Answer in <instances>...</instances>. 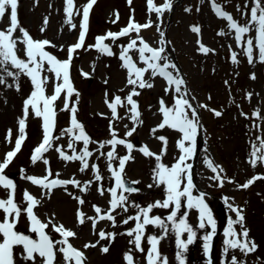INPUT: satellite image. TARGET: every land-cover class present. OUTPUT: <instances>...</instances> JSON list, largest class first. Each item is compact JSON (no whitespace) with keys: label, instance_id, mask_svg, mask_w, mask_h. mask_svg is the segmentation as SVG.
Listing matches in <instances>:
<instances>
[{"label":"rangeland","instance_id":"rangeland-1","mask_svg":"<svg viewBox=\"0 0 264 264\" xmlns=\"http://www.w3.org/2000/svg\"><path fill=\"white\" fill-rule=\"evenodd\" d=\"M215 2L239 24L243 25L250 20L252 0ZM88 3L89 0H73L71 23H68L66 0H18L19 27L13 33V38L17 40V55L25 58L26 45L21 42L23 33L20 30L23 28L34 40L50 41L51 46H46V50L52 55L60 60L67 59L69 46L78 42L83 7ZM260 3L264 6V0H260ZM166 4H170V7L164 8ZM157 7L161 8L160 12L155 10ZM92 8V24L94 18L98 17L111 26L106 31L108 33H120L130 22L151 24L147 28H141L138 33L131 31L128 35L105 39L103 43L109 45L113 55L99 51L95 47L98 40L91 45H83L73 55L71 64L74 66V83L72 79L70 82L75 93L70 102L71 106L76 107L77 121L84 126L85 133L90 137L88 150L92 152L90 157H86L89 167L84 171H81L82 161L66 160L57 151L58 147H62L65 155H72V149L67 147L72 142L75 153H82L83 142L75 141L74 133L67 132L72 127V117L70 125L57 130L54 136L59 139L54 140L52 147L44 153L48 163L43 160L33 162L34 150L44 137L43 121L33 114L31 107L25 117V101L35 90L33 82L23 73L9 76L8 72L18 71L10 63L0 66V79L3 80L0 83V162L6 158L7 152L14 149L19 135V121L25 119V139L20 151L5 169V175L15 183V201L22 208L26 207L25 191L39 199L41 203L34 207V213L41 221L52 219L56 225L62 224L65 229L76 233L68 239L76 249L84 253V264H129L126 254L132 255V264H147V252L150 248L147 237L160 236L162 229L151 224L145 226L140 243L144 251L141 252L135 244V233L132 236L127 234L135 228L136 221L128 220L127 224L123 221L137 215L139 208L166 199L164 185L157 186L153 177L158 164L171 167L182 155L178 143L182 133L169 126L158 128L164 119L162 106H172L177 94L174 90H168L172 86L166 78L160 75L153 77L150 72L145 73L143 78L152 86L135 87L139 95H133V100L136 101L139 116L135 121L131 119L132 105L127 103L126 98L132 93L134 86L128 84L129 70L120 54L130 40L139 36L151 47L165 48L164 55L168 57V62L175 63L179 70L173 74L183 77L185 83L182 89L187 90L188 98L198 109L201 127L196 137L194 155L186 159V162L191 165L195 186L193 195L200 192L206 194L205 200L216 220L217 231L210 242V251L206 253L203 236L211 229H199L197 210H188V222L196 228L197 237L185 253L186 264H231L233 256L236 257L237 264H264V179H257L247 188L241 187L254 176H264V163L257 160L255 167L250 163L253 159L252 152L260 149V142L264 140V62L258 59L256 41H253V62L249 63L244 49L236 40L235 30L229 27L226 18L217 15L212 0H152L151 5L149 0H134L133 4L131 0H96ZM9 24L10 10L0 19V30L7 29ZM194 27L199 31H194ZM256 35L253 30L245 34L244 38ZM137 44L140 46L139 40ZM201 46L211 51L204 52ZM233 52L237 54V62L232 60ZM127 54L138 67L146 66L139 60L137 49H131ZM46 75V94L51 96L57 81L52 73ZM117 96L121 98V103L116 105L114 116L109 104L115 103L114 98ZM202 105L207 107H201ZM57 106H61V109L65 106L63 93L54 102L56 114ZM257 111L258 115L255 114ZM214 112H220L221 115L216 116ZM133 128L135 131L132 135L126 136ZM113 130L117 139H126L134 146L131 151L134 159L126 163L123 175L138 182L136 184L139 187L137 192L123 193L127 196V211L120 207L112 211L115 221L99 219L100 215L111 208L112 197L108 189L115 186V180L109 165L115 168L119 163L118 159L109 161L106 155L112 150V145L104 142L113 139ZM158 137L166 138V144ZM143 146L160 155V160L143 154L140 150ZM115 152L118 157L128 155V149L124 145L117 144ZM257 154L259 155V151ZM93 165L98 166V172ZM48 169L51 170L49 180H76L80 182V187L75 184L58 185L48 192L24 178L45 177ZM217 173L223 179L222 185L219 180L213 179ZM97 175L102 179L97 180ZM85 184H88L87 190L82 191ZM8 195L9 192L0 187V199H7ZM77 197L85 203L80 204ZM94 206H99L102 212L97 214ZM235 208L242 210L244 219L233 227L237 233L247 230V239L256 245L252 252L244 253L239 248H229L227 253L224 251L225 240L228 239L224 230L230 219L237 220ZM170 211L171 209L158 207L152 210L150 216L163 219ZM78 212L85 214V222L82 224L78 222ZM87 217H96L95 225ZM3 218L4 213L0 211V221ZM30 228L29 217L22 212L16 230L35 239L37 234L31 232ZM45 231L53 240L62 238L51 224ZM101 231L105 234L114 233L115 236L101 239ZM186 236L187 234L183 238L186 239ZM86 244H94L95 247L85 248ZM103 247H108L106 253L102 251ZM158 250L161 256L167 257L168 264H179L176 257V237L171 231V225L168 235L160 240ZM13 251L15 264H42L38 255L34 262L24 260V249L20 246ZM55 264H65L63 255L59 252L56 253Z\"/></svg>","mask_w":264,"mask_h":264},{"label":"snow or ice","instance_id":"snow-or-ice-1","mask_svg":"<svg viewBox=\"0 0 264 264\" xmlns=\"http://www.w3.org/2000/svg\"><path fill=\"white\" fill-rule=\"evenodd\" d=\"M96 2V0H89V3L83 7L82 14V24H81V34L79 36L78 42L74 45L69 46L68 58L64 60L58 59L55 55H52L46 50V46H51V42L48 40H34L27 32L26 29L21 28L23 33V42L25 47V58H21L17 55L16 44L17 40L13 38V33L19 27L17 19V6L18 0H0V19H2L6 12L10 10V24L5 30H0V66H6L9 63L17 72H8L9 76H18L21 73L28 75L34 85V91L32 92L29 99L25 101V117L28 114L29 107L32 108L33 114L39 117L43 121L44 137L42 142L35 148L32 157L35 163L38 160H43L46 164L47 160L44 158V153H46L49 148L52 147L53 141L59 139V137L52 135L55 127V116L56 110L54 107V102L59 99L60 95L63 93L65 95V110L72 113V127L67 129V132L74 133L75 141H82L84 148L82 153L77 155L73 147V143L70 142L67 147L72 149V155H65L62 147H58L57 151L60 153L61 157L66 160H80L82 161L81 171H84L89 167L86 157H90L92 152L88 150V145L90 142V137L85 133L84 126L77 121L75 113L76 107L73 105L69 107V101L75 93L73 88L69 73L71 61L76 50L81 49L84 45L85 30L87 26V21L89 18V9ZM253 6L250 9V20L247 23L241 25L239 22L233 19L232 15L223 10L221 5L216 4L215 0H212L214 10L217 15L226 18L229 21V27L234 29L236 32V40L244 49V54L248 57L249 63L253 62V41H256L255 47L258 50V59L264 62V6L261 5L260 0H252ZM150 5L152 0H149ZM73 7V0H66V14L69 16L68 23H71V9ZM164 8H169L170 4L163 6ZM157 12L161 11L160 7L155 9ZM79 14V12H77ZM151 22L144 25H139L130 22L128 27L123 29L120 33H107L106 36L98 37V43L95 46L99 51L107 53L108 55H113L110 50L109 45L104 44L103 41L108 38H118L119 36L128 35L131 31L139 32L141 28L149 27ZM74 28L75 25H72ZM43 30V29H42ZM194 31H199L198 28H193ZM255 30L256 37L248 36L247 39L244 35ZM223 34V33H221ZM139 40L140 46H138L137 41ZM163 45V42H162ZM137 49L139 52V60L143 62L145 67H138L136 62L132 60V57L127 53L131 49ZM201 50L204 52H209L204 46H201ZM145 53H150V55H145ZM165 48L163 46L154 48L151 47L147 42L143 41L142 37L137 36V39L130 40L127 47L121 52V60L124 62L125 67L129 70L128 84L133 85L132 93L127 96V103L132 105L130 111L133 113L131 119L136 120L139 116L137 111L136 101L133 100V95H139L136 92L135 87L140 88L151 87L152 85L144 80V74L149 73L151 76L160 75L166 78L170 87L168 90H174L176 95L175 102L172 106H162L161 112L164 119L158 128H163L169 126L174 130H178L182 133V138L178 142L182 150V155L178 158L177 162L171 167L160 163L157 166L155 175L153 177L157 186L164 185L166 199L163 201H156L153 204H149L146 207L139 208L137 215L134 217H129L124 220L123 223L127 224L128 220L136 221L135 228L129 231L127 234L132 236L135 233V244L139 251L143 252L144 249L140 247L143 230L147 225H154L162 229V234L160 236H149L147 237L150 248L147 252V264H168L167 257L161 256L158 250V244L160 240L164 239L169 233V225H171V231L175 234L177 252L176 257L179 264H186L185 253L188 251L189 245H191L197 237V230L188 222V210L195 209L198 212L199 217V229H205L210 227L211 231L203 236L204 249L205 252L210 251V242L217 231L216 220L213 217L211 208L206 203L205 193L200 192L198 195H193V176L191 173V165L186 162V158H190L194 155V150L196 146V137L199 134L200 122L198 118V109L190 101L189 94L186 89H182L185 81L183 77H178L174 75V72H178L175 63H169L168 57L164 55ZM237 54L232 53L233 62L236 60ZM47 65V67L45 66ZM172 69V71H169ZM6 70V68H5ZM46 73H52L55 77L57 83L55 84L53 94L51 96L46 94V82L48 76ZM84 75H87L86 73ZM252 78L255 76L253 74ZM3 80L0 79V83ZM227 83V82H226ZM78 95V93H76ZM251 96V93L248 94ZM115 103H110L109 106L113 110V115H116V105L121 103V98L119 96L115 97ZM163 105V100H161ZM201 107H207L202 105ZM216 116L221 115L220 112H214ZM258 115V111L255 113ZM118 118V117H117ZM135 128L129 130L126 136H131ZM155 131V130H154ZM25 119L19 121V135L15 141V147L12 151L6 153V158L3 162H0V187H4L8 192L7 199H0V211L4 213V218L0 221V264H15L14 251L13 249L20 246L24 249L22 258L26 261H35L37 255L42 259V264H55L56 253L59 252L63 255L65 264H84L86 260L84 253L81 250L76 249L70 242V237H74L76 233L70 229H65L64 226L56 225L52 219L48 221H41L37 215L34 213V207L39 205L41 201L36 197L25 191V199L27 206L22 208L15 201V183L14 181L5 175V169L8 168L13 158L20 151L22 142L25 139ZM11 135V130H9V137ZM113 139L105 141V144L112 145V150L107 152L106 155L109 161L118 159V166L113 168L111 164L109 165L112 175L115 180V186L108 189L111 193L110 205L111 208L104 212L103 215L99 216V219H108L115 221V217L111 214L117 207L123 208L127 211V196L123 193H132L138 191L137 188L131 186L138 182L128 181L124 177V169L126 163L133 160L134 157L131 156V151L134 146L126 139H117V134L115 130L112 131ZM161 141L166 144V138L158 137ZM124 145L128 149V155L123 157H118L115 152L116 145ZM104 145L102 144L101 147ZM264 140L260 142V149H254L252 152L253 159L250 163L253 167L256 166L257 160L264 163ZM143 154L147 156H155L157 160H160V155L152 153L147 146H143L140 149ZM259 151V155L257 154ZM103 155V153H102ZM211 167V163L209 162ZM97 172L98 166L93 165ZM215 172V168H213ZM58 175V174H57ZM51 176V170H47V175L42 178H37L34 176H25L24 178L32 181L33 183L47 189L48 192L52 188L60 185L66 186L68 184H75L80 187V182L76 180H49L48 177ZM97 180H101L102 177L97 175ZM213 179L219 180L220 184H223V179L220 178L219 173L213 177ZM257 179H264V176H254L248 180L245 184L241 185L243 188L249 187ZM91 183V182H88ZM88 184H85L82 191L87 190ZM152 185H149L151 187ZM101 194H103V189H100ZM119 192V194H118ZM47 193H45L46 195ZM80 204L85 203V201L77 197ZM135 206V205H134ZM139 207V206H137ZM165 208L171 209L170 214L166 218H161L159 216H150V213L154 208ZM229 207H232L229 205ZM97 214L102 212L99 206H94ZM182 209H184L182 211ZM234 211L237 214V220H229L228 226L225 228L224 233L228 238L225 240V253H227L229 248L235 249L239 248L242 252L248 253L255 250L256 245L253 241L247 239L248 232L243 230L241 233H237L233 227L234 224L243 222L242 210L235 208ZM26 213L29 217L31 228L30 231L36 233V238L26 235L24 233L16 231V224L21 216V214ZM87 219L92 220L93 224L97 222L96 217H87ZM78 222H85V214L78 212ZM52 225L55 232L61 235L60 240H53V238L48 235L45 231ZM187 234L186 239L183 238ZM101 239L114 238V233L105 234L101 231L99 233ZM98 243V242H97ZM57 245H60L57 248ZM85 248L95 247L94 244H86ZM103 252L108 251V247L102 248ZM126 259L129 264H132L133 257L131 254H126ZM231 264H237L236 257H232Z\"/></svg>","mask_w":264,"mask_h":264},{"label":"trees","instance_id":"trees-1","mask_svg":"<svg viewBox=\"0 0 264 264\" xmlns=\"http://www.w3.org/2000/svg\"><path fill=\"white\" fill-rule=\"evenodd\" d=\"M107 26L108 25L106 23L101 21L98 17H95L94 18V22H93V26H92V28L90 30V33L93 35L94 32H100L101 30H104ZM62 119H64V116H63Z\"/></svg>","mask_w":264,"mask_h":264},{"label":"water","instance_id":"water-1","mask_svg":"<svg viewBox=\"0 0 264 264\" xmlns=\"http://www.w3.org/2000/svg\"><path fill=\"white\" fill-rule=\"evenodd\" d=\"M131 186H133V187H135V188H137V189H138V186H137L136 184H133V185H131Z\"/></svg>","mask_w":264,"mask_h":264},{"label":"bare ground","instance_id":"bare-ground-1","mask_svg":"<svg viewBox=\"0 0 264 264\" xmlns=\"http://www.w3.org/2000/svg\"><path fill=\"white\" fill-rule=\"evenodd\" d=\"M186 159H188V158H186ZM135 216V215H134ZM134 216H132V217H134Z\"/></svg>","mask_w":264,"mask_h":264}]
</instances>
